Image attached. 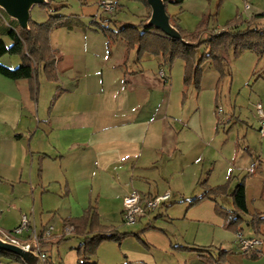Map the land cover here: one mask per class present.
<instances>
[{
	"label": "crops",
	"instance_id": "0c3cea01",
	"mask_svg": "<svg viewBox=\"0 0 264 264\" xmlns=\"http://www.w3.org/2000/svg\"><path fill=\"white\" fill-rule=\"evenodd\" d=\"M102 2L113 3L120 11L119 1ZM180 10L181 17L177 9L171 16L185 31L193 32L208 4L187 0ZM244 11L250 20L263 16L255 27L264 30L261 7L245 2ZM81 21L72 28L54 29L50 35L58 82H47L58 84L64 93L56 108L40 105V80L34 93L30 81L0 75V229H16L23 215L29 216L40 234L53 228L44 250L52 264H62L60 255L55 261L51 255L59 241L66 235L57 250L64 253L66 247L69 254L84 241L75 235L74 226L72 233H66L67 222L82 219L95 207L102 222L111 226V218L122 216L124 199L132 192L152 197L170 192L166 217H154L155 223L165 218L168 223H182L165 231L166 226L158 222L167 237L195 250L211 249L207 256L212 259L213 253L224 251L230 264L264 262V246L254 253L257 259L241 253L238 234L226 229L216 213V204L234 212L232 194L244 181L248 213L241 216V234L264 239V137L259 133L258 112L251 115L238 108V99L221 113L193 105L165 108L171 79L161 58L145 55L140 60L137 50L128 53L124 40L112 45L89 43ZM217 23L212 28L223 31ZM1 39L8 47L13 45L9 38L0 35ZM223 55L229 75L228 54ZM150 60L158 63L157 71L144 68ZM13 63L16 69L21 66L20 61ZM213 67L211 62L205 69L203 86L215 93L219 78ZM162 71L166 79L161 78ZM215 100L218 106L221 99ZM201 181L209 188L228 186V195L194 205L205 193ZM256 219L263 220L258 228L252 224ZM145 226L159 230L153 221ZM145 256L149 255L132 262L128 255L120 264H149L143 263ZM0 259L4 264H26L23 259ZM186 260L206 264L195 255ZM92 264L98 263L92 259Z\"/></svg>",
	"mask_w": 264,
	"mask_h": 264
},
{
	"label": "rangeland",
	"instance_id": "374dc122",
	"mask_svg": "<svg viewBox=\"0 0 264 264\" xmlns=\"http://www.w3.org/2000/svg\"><path fill=\"white\" fill-rule=\"evenodd\" d=\"M48 1L52 3L53 10L55 7H60V10L58 12H55V10L50 12L48 9L43 8V6H37L32 10L31 20L37 24H44L48 21L50 16H63L68 18H75L79 16V18L82 19L81 22L85 24V26L81 24L82 26L80 27L85 28L89 43L107 42L109 44L108 38L101 29L102 27L117 34L125 28H137L139 32H142L146 11V19L151 17L152 13L142 0H114L119 1L120 11L116 8L115 12L112 14H108L100 8V3L103 0ZM206 1L208 4V11L206 15H213V19L210 22L211 28L214 27L213 24H218L217 21L220 23L219 25H221V29H225L231 22H234V24L238 23L242 29H246L248 27V23L251 20L244 11V0ZM250 3H253L254 6L256 4L261 7L264 13V0H249V4ZM176 9L178 15L181 17L182 14L180 7L175 5L167 6L168 15L172 18H176L171 16V13H174ZM201 22L202 20L197 24L193 32H188L185 31V29H182L185 32L192 34L197 30ZM189 25L192 26L191 23ZM120 40H123V38H118L116 43ZM65 41L66 40L64 39L63 42ZM200 53H205L204 47L201 48ZM14 60L21 62V57L7 55L0 60V64L3 65V62L12 67L11 69H16L14 68ZM228 61L230 63V74L226 75L222 79L216 67H213L214 72L219 78L215 93L203 86L204 74L206 73L205 71H207L205 69L211 62H206L202 67L203 74L199 90H197L193 84L191 86L185 85V63L182 60H175L171 68L168 66L164 67L171 79V82L167 85L169 92L166 93L167 102L165 104V108H183L186 105H193V108L201 106V108L210 107L217 108V111H219V109L226 111L227 109L229 110L232 108L231 105H234V99H238V108L245 109L246 112L251 115L257 112V110L255 111V108H257L258 104H261L264 108V60H260L254 53L246 52L237 58L234 57L232 53H229ZM157 65L158 63L154 60L143 63L145 69H150L149 67H151L154 71L158 70L159 67ZM38 80H40L43 84L40 86V105H48L49 108H56L64 95L63 90L58 84L53 85L48 83L46 76L42 71L39 74ZM231 89L232 94H230ZM217 97L221 99L218 106L215 103V99H217ZM114 213L115 212H106L108 215H113ZM158 215H166L164 208L153 213L150 219H144L142 224L145 226L147 223L153 221L156 227H158L157 223L159 222L160 224L162 223L166 226L164 228L165 231H171L172 227H176V229L180 228L182 224L179 221L168 223L166 218L158 220V222L155 223L154 217ZM111 221V226H107L100 218V224L102 226L114 230L121 235H126V237L122 239L121 242L105 241L102 243L97 252V256L94 258L95 262L98 264H120L127 260L126 257L128 255L130 256L129 259L133 262L140 259L143 254L149 255L145 256V260L143 262L149 264H190L187 262L186 257L191 255L198 256V258L206 264H218L217 259L221 255V257L225 259V263L230 264L228 261V254L226 252L218 251L217 255L213 253V259L210 255L207 256L208 253L200 254L198 251H193L194 248L188 247L185 244H178L179 242H177V240L167 237L165 232L160 231V229H162L160 224L158 227L159 230L157 231L148 229V226H145L144 229H140L142 228L141 226H143L142 224H137L136 227H131L123 222V214L119 217H112ZM14 229L15 228L4 231L11 232ZM152 241L158 245V247L154 246L151 243ZM61 244L63 243L56 245L53 249V253L51 254L53 255V260L55 261L56 257L60 255L62 264H78V251L73 254H69V249L65 247L64 253H61V251L57 250ZM161 245L166 247H162ZM62 256H64L63 260ZM50 262H52V258L50 259ZM235 263L245 264L236 260ZM261 264H264V262Z\"/></svg>",
	"mask_w": 264,
	"mask_h": 264
},
{
	"label": "trees",
	"instance_id": "16d2710c",
	"mask_svg": "<svg viewBox=\"0 0 264 264\" xmlns=\"http://www.w3.org/2000/svg\"><path fill=\"white\" fill-rule=\"evenodd\" d=\"M146 7L151 10L146 0H142ZM166 10L168 5L181 7L187 0H164ZM64 7V6H62ZM50 12H58L60 7L52 8V3L43 6ZM150 18V17H149ZM149 18L143 21L142 32L137 28H125L118 34L107 28H101L109 40V45L115 43L118 38L122 37L128 44V53L133 50L138 51V58L141 60L144 55L157 56L162 59L163 67L171 68L175 60L179 59L185 63V80L186 86H195L200 89L203 74V65L206 62H212L218 70L221 79L227 75L228 66L225 54L232 53L234 57H240L246 52L254 53L260 60H264V30L255 27V22L263 16L254 17L246 29H242L239 24L234 22L221 32H216L210 27L213 15H205L197 30L190 34L185 32L176 18H170V22L181 34L182 39L187 43L197 42L201 36L205 40L198 48L185 45L182 41L172 39L163 32L155 28H145ZM79 22V17L50 16L44 24L30 21V29L23 30L16 21L11 20L7 14L0 9V35L9 38L13 45L8 47L4 40H0V60L7 56H20L21 66L15 70L4 67L0 64V75L12 80H27L32 83V91H38V77L42 71L49 82L57 83V54L53 51L50 35L57 28H72ZM205 48V53L201 54V48ZM61 93V92H60ZM199 186L205 190L201 199L193 201L197 205L210 197H221L228 195V186L219 188H209L206 181H201ZM234 212L230 213L223 210L216 204V213L224 219L226 229L240 234V225L242 224L241 216L248 213L246 201L245 182H240L232 194ZM263 220L256 219L252 222L253 227L258 228ZM256 225V226H254ZM76 227L75 235L84 239L78 249V264H92V259L97 256V252L105 241L121 242L126 235H121L114 230L106 228L100 224V216L95 207H90L82 219L66 223V230ZM52 237L44 241V245L49 243ZM66 241V235L58 244ZM200 254L211 252L208 250H195ZM0 258H9L22 260V258L0 250ZM253 258L257 259L258 255L254 254ZM218 264H226L225 259H217ZM49 264H52L49 261Z\"/></svg>",
	"mask_w": 264,
	"mask_h": 264
},
{
	"label": "built area",
	"instance_id": "2783aa9c",
	"mask_svg": "<svg viewBox=\"0 0 264 264\" xmlns=\"http://www.w3.org/2000/svg\"><path fill=\"white\" fill-rule=\"evenodd\" d=\"M244 1L246 4L249 3V0ZM100 8L108 14H112L115 12L116 6L110 2H102ZM160 76L161 78L166 79L165 71H162ZM219 112L221 113L222 110L219 109ZM257 112L260 118L259 133L264 137V109L261 104L257 105ZM171 198L172 194L170 192L152 197L144 196L141 193L134 191L124 199L123 222L128 226L136 225L143 219L151 216L153 213L165 208ZM72 232V228L66 230L67 234ZM52 233L53 228H48L40 234L32 224L29 216L23 215L20 226L13 231L6 232L0 229V239L4 242L20 247L25 252L29 251L34 245V254L40 257L41 264H49L50 258L44 250V241L51 238ZM237 241L241 253L245 255H252L264 246L263 238H246L241 233L238 234ZM0 264H4L1 259Z\"/></svg>",
	"mask_w": 264,
	"mask_h": 264
},
{
	"label": "water",
	"instance_id": "95a60500",
	"mask_svg": "<svg viewBox=\"0 0 264 264\" xmlns=\"http://www.w3.org/2000/svg\"><path fill=\"white\" fill-rule=\"evenodd\" d=\"M146 1L150 6L152 13L150 19L145 24V28H155L168 37L182 41L185 45L193 48H198L202 45L205 36H201L196 43H187L182 39L180 32L173 27L170 22L164 0ZM48 4V0H0V9L4 11L11 20L16 21L23 30L28 31L32 19V10L37 6H46ZM34 249L35 247L33 245L29 251L25 252L20 247L4 242L0 239L1 251L22 258L26 264H41L40 257L34 254Z\"/></svg>",
	"mask_w": 264,
	"mask_h": 264
}]
</instances>
